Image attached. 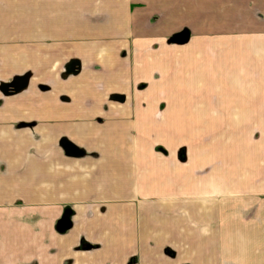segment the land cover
Wrapping results in <instances>:
<instances>
[{"label": "crops", "instance_id": "crops-1", "mask_svg": "<svg viewBox=\"0 0 264 264\" xmlns=\"http://www.w3.org/2000/svg\"><path fill=\"white\" fill-rule=\"evenodd\" d=\"M26 74L0 264H264V0H0V85Z\"/></svg>", "mask_w": 264, "mask_h": 264}, {"label": "water", "instance_id": "water-1", "mask_svg": "<svg viewBox=\"0 0 264 264\" xmlns=\"http://www.w3.org/2000/svg\"><path fill=\"white\" fill-rule=\"evenodd\" d=\"M188 39V34L186 31L180 32L174 36H172L169 41L170 42H176V43H185ZM79 62L77 60H72L68 67L71 70V72H76L78 69ZM28 80V75H22V76H16L11 81L3 83L0 85V90L4 94H10L17 92L24 88L26 86ZM114 98L122 100L123 97L119 95H114ZM62 148L64 149L65 153L70 156H77L80 153V150L71 142L68 140H63L61 142ZM60 225L62 228L67 229L70 226L69 220L67 218V215H64L61 220H59L56 224V228L60 229Z\"/></svg>", "mask_w": 264, "mask_h": 264}, {"label": "rangeland", "instance_id": "rangeland-1", "mask_svg": "<svg viewBox=\"0 0 264 264\" xmlns=\"http://www.w3.org/2000/svg\"><path fill=\"white\" fill-rule=\"evenodd\" d=\"M241 260V254H235L231 259H229L230 264H237Z\"/></svg>", "mask_w": 264, "mask_h": 264}, {"label": "trees", "instance_id": "trees-1", "mask_svg": "<svg viewBox=\"0 0 264 264\" xmlns=\"http://www.w3.org/2000/svg\"><path fill=\"white\" fill-rule=\"evenodd\" d=\"M64 212L66 213L67 211H66V209L64 210ZM63 217H61V218H59L57 221H56V224H57V222L59 221V220H61ZM57 229V228H56ZM60 229H64V228H62L61 227V225H60ZM60 229H57V230H60Z\"/></svg>", "mask_w": 264, "mask_h": 264}]
</instances>
